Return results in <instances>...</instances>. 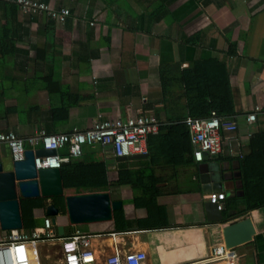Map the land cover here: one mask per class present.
I'll list each match as a JSON object with an SVG mask.
<instances>
[{"label":"crops","instance_id":"0c3cea01","mask_svg":"<svg viewBox=\"0 0 264 264\" xmlns=\"http://www.w3.org/2000/svg\"><path fill=\"white\" fill-rule=\"evenodd\" d=\"M43 1L54 10L68 9L66 21L60 24L43 13L23 15L13 0L0 1V132L25 139L37 129L82 131L99 115L113 119L138 113L167 124L188 116L191 92L211 97L224 91L238 120L232 147L242 157L253 153L255 158L263 150L259 138L253 140L258 142L254 149L250 144L255 133L264 132V0ZM256 107L255 121L247 122ZM226 136L223 133L224 148ZM148 146L147 157L124 162L115 161L101 146L84 147L70 162H106L109 183L118 178L119 169H144L155 187L157 205L165 209L156 217L164 225L151 229L143 224L147 210L134 204L143 197L139 187L63 189V197L107 192L111 201L121 203L124 227L115 225L113 211L107 222H69L61 235L54 224L56 235L114 232L119 249L143 251L145 264H187L224 245L225 225L249 217L255 230L251 241L233 249L232 257L205 264H264V207L236 217L247 205L242 157L203 156L196 163L190 137L165 133L149 136ZM0 163L11 170L5 146L0 148ZM220 192L226 195L227 219L208 221L206 198ZM52 198H46L47 206ZM46 207L34 209L33 219L42 218L43 223ZM37 226L29 231L42 225ZM112 241L93 239L101 262L112 254Z\"/></svg>","mask_w":264,"mask_h":264},{"label":"built area","instance_id":"2783aa9c","mask_svg":"<svg viewBox=\"0 0 264 264\" xmlns=\"http://www.w3.org/2000/svg\"><path fill=\"white\" fill-rule=\"evenodd\" d=\"M10 2L11 0H0ZM19 12L23 15L46 14L51 20L63 24L70 12L66 8L52 9L43 0H13ZM256 107L247 114L246 121H255ZM184 123L188 127L190 143L193 148V160L200 163L203 156L217 157L226 154L228 157H242L231 144L233 134L238 128L235 117H220L211 111L205 118L186 117ZM160 122L152 114H135L124 118L113 119L97 117L91 127L85 130L73 129L70 132L47 133L37 129L28 138H20L14 132H0V148L5 146L10 153L12 162L23 161L25 151L37 150L53 151L47 156H35L34 165L39 169H60L73 158L81 155L84 147L101 146L107 149L113 158L134 155H146L149 136L157 134ZM223 133H225L226 147L224 148ZM64 150L63 155L60 151ZM215 204L219 211L224 210L226 195L222 192L211 193L206 198ZM0 238V264H145L146 254L143 251L119 249L116 239L118 233L101 235L85 234L79 230L63 237H58L54 230L51 217H44L42 226L29 232L21 230L4 231ZM95 237L113 239L112 254L104 257L102 262L93 247ZM51 246L54 252L41 258L40 247ZM48 251V250H47ZM234 252L226 250L222 243L205 254L200 262L187 264H205L216 262L220 259L232 257Z\"/></svg>","mask_w":264,"mask_h":264},{"label":"trees","instance_id":"16d2710c","mask_svg":"<svg viewBox=\"0 0 264 264\" xmlns=\"http://www.w3.org/2000/svg\"><path fill=\"white\" fill-rule=\"evenodd\" d=\"M190 87V86H189ZM187 87V89H189ZM191 89V88H190ZM202 92H195L188 95L187 117L205 118L209 116L211 111H215L220 117H234V110L232 107V99L228 92L222 91L221 94H215L211 97L200 94ZM185 118L176 121L168 122L167 124L160 123L159 133L181 135V137H190L188 127L184 123ZM259 138V143H264V132H257L251 137L250 149H254V139ZM149 146L147 143V150ZM253 153L242 157L241 174L243 182V190L247 205L245 209L236 217L246 216L249 211L264 207V147L263 150L255 156ZM257 165L261 169L255 170L247 166ZM144 170V169H143ZM130 172L124 169L118 170V178L114 182L108 181L107 177V163L104 161H80L74 160L60 168L62 187L64 190L75 191H102L107 185H121L129 184L133 188L139 187L143 191V197L134 201L135 206L144 207L147 210V218L144 223L145 226L151 229H156L164 225L162 221H156V217L163 216L165 209L156 203V190L149 176L143 171ZM149 181V182H148ZM51 204L56 206L60 213H65L64 197H53ZM47 206L46 198H19V207L22 224H29L31 221L34 227L32 215L34 209L45 208ZM226 206V204H225ZM224 220H226V210L222 211ZM122 209L114 211L113 219L115 225L119 228L124 227ZM35 226H37L35 224ZM38 227V226H37ZM31 229V228H30Z\"/></svg>","mask_w":264,"mask_h":264},{"label":"water","instance_id":"95a60500","mask_svg":"<svg viewBox=\"0 0 264 264\" xmlns=\"http://www.w3.org/2000/svg\"><path fill=\"white\" fill-rule=\"evenodd\" d=\"M53 151L31 150L25 151L23 161L12 162L11 170L5 171L0 163V229L3 231L21 230L22 220L20 215L19 198H51L63 196V187L60 169H39L34 165L35 156H47ZM146 155L117 157L115 161L145 158ZM210 172H214L213 167ZM201 170V168H200ZM202 173V172H200ZM207 179V177H206ZM202 183H206L203 176ZM221 186V184H220ZM65 210L71 224H88L107 222L112 219V212L119 210L121 203L111 201L107 192L80 193L64 197ZM205 212L208 221L222 222L223 212L215 204L206 202ZM59 210L53 204L46 207L45 215L55 217ZM53 223L55 224V220ZM255 230L251 219L245 217L222 229L223 243L226 250H233L238 246L251 241Z\"/></svg>","mask_w":264,"mask_h":264},{"label":"rangeland","instance_id":"374dc122","mask_svg":"<svg viewBox=\"0 0 264 264\" xmlns=\"http://www.w3.org/2000/svg\"><path fill=\"white\" fill-rule=\"evenodd\" d=\"M53 219L55 220L56 230H57L58 234L61 235L62 232L64 231L63 228L65 227V225L68 226V224H69L67 214H65V215H62V214L61 215H57V216L53 217ZM32 220H34L33 217H32ZM35 224L36 225H42V218L35 219L34 226H35ZM32 225H33L32 221L29 224H27V223L25 224L24 223V226H22V230L24 232H29L30 228H32L30 226H32ZM3 233H4V231L0 229V238L3 237V235H4ZM39 249H40L41 258L47 257L49 254L51 255V254L54 253V252H52L53 251L52 247L48 246V245H44V246L40 247Z\"/></svg>","mask_w":264,"mask_h":264}]
</instances>
